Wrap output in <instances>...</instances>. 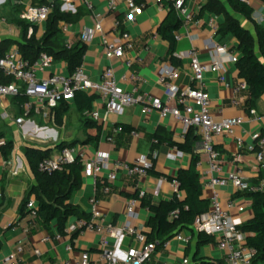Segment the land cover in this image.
I'll return each mask as SVG.
<instances>
[{
	"label": "crops",
	"instance_id": "0c3cea01",
	"mask_svg": "<svg viewBox=\"0 0 264 264\" xmlns=\"http://www.w3.org/2000/svg\"><path fill=\"white\" fill-rule=\"evenodd\" d=\"M45 0H0V46L2 43H10L8 51L19 48L18 44L31 37L25 34L23 27L17 24L25 22L23 15L26 7L39 4ZM53 2L55 0H48ZM73 2V0H67ZM127 0H120L115 10L109 9V0H90V6L84 0L76 5L84 11L82 20L77 25L68 27V31L62 36L67 43L74 44L79 40L81 33L86 30H94L95 25L100 22L103 33L95 34L93 41L88 45L84 58V69L86 75L93 81H101L105 69L109 63L105 57L103 40L113 41L118 38L115 32V23L122 22V29L127 31L135 44L132 52H127L125 58L114 62L116 75L120 78L126 74L138 75L143 79L142 93L165 99V89L160 79V70L164 66H173L167 58L169 44L163 41L157 31L168 16L169 10L165 6L160 10L155 5V0H150L149 7L137 15L136 22L129 20ZM227 7L228 11L237 19L241 26L252 33L256 38L255 24L264 30V0H248L249 5L254 9L252 21L236 14L228 6L227 0H220ZM175 0H165V3H174ZM208 0H189L188 6L194 12L199 25L190 24L182 27L177 33L182 40L177 42V57L181 59L180 79L177 85L181 91H186L192 85V71L190 60L186 57L191 50L198 52L202 64L208 65L212 62V50L215 42L220 41L216 37L209 21L217 17L202 8ZM62 6L65 0H61ZM218 26L223 22L222 17H217ZM64 23L60 24L62 30ZM36 27V38L39 40L47 30V23ZM157 36V39H153ZM27 37V38H26ZM222 43L229 47L235 54L239 55V42L228 37ZM141 58L132 68L126 67L127 60ZM53 72L68 74L64 63H55ZM42 77H45L44 75ZM227 81L235 85L239 79L237 64H226ZM207 91L211 97L212 114L217 120L226 118L241 117L244 123L236 128L235 136L220 138L216 148L221 154L224 167V176L238 172L249 182L250 185L260 178L259 164L255 154L248 151L253 142V137L264 130V96L256 109L258 117H252L246 109L245 104L248 93L244 95L242 104L239 107L233 105V91L218 82L217 76L207 74L205 77ZM88 94V93H87ZM90 95V94H89ZM70 110L64 117L62 123L56 121V110L52 112L49 119H42L38 116H31L22 125H16L15 119L20 117L21 110L15 99L0 98V139L7 143L12 142L13 153L6 158L3 154L5 147H0V263L9 255L15 252L20 242L24 243V252L20 259L22 264H65L70 258H78L82 253L88 252L91 259L96 263L99 259L100 237L95 234L69 233L68 229L76 225L79 219L71 218L65 228V234L58 233V224L53 222L50 230H46L37 220L31 222L27 204L36 200L34 190L37 189L36 179L31 171L30 165L25 157L27 148H34L41 151H51L53 155L57 152V146L63 142L81 141L89 138H97L96 142L78 144L86 159H92L96 153H107L110 156V163L116 161L129 164H136L142 159L154 161V173L149 174L141 180H131L126 173L119 172L118 180L113 185L110 195L103 197L98 195L97 203L98 222L104 225L122 227L133 222L134 225L144 227L150 218L148 210L141 206L135 209V213L127 216V201L137 191L145 192L155 203L170 201L175 195L183 197L171 179L178 176L181 170H188L191 166L192 155L188 152L172 147L168 142L159 143L155 136L160 133L162 137L170 138L177 145H185L186 136L190 130H186L181 123L172 117L163 118L160 113L153 112L149 115L143 113L140 106L126 109L122 114L112 115L107 120L94 121L89 114L94 111L104 113L103 104L96 99L91 112L81 114L75 101L68 102ZM10 115V120L2 118V114ZM91 125H86V120ZM126 125L135 130V135L119 133L114 142L107 139L113 135L115 128ZM193 136L189 144L193 146L195 154L200 158L202 164L198 168L203 182L204 197L210 199L212 190L207 186V180L202 172L207 169V156L203 153L202 137L198 130L192 131ZM242 139L244 147H240L238 140ZM154 147V152H153ZM203 169V170H202ZM104 175L103 178H105ZM221 202L226 205L232 201L235 205L230 214L232 220L241 227L253 215L252 199L248 193H239L231 185L219 188ZM96 188L90 178L84 177L80 190L75 192L71 204L78 207L85 214L90 215L92 211L91 200L95 198ZM25 215L22 216V206L25 204ZM29 224H32L29 228ZM28 229V233L26 230ZM190 232V231H189ZM188 231H183L186 234ZM56 236H60L56 239ZM50 237L51 241L45 243L44 239ZM131 247H138V244L130 237H125L122 242L121 251ZM69 248L71 250H69ZM39 250L41 256L35 251ZM207 258L217 263L225 262L224 255L217 245H207L198 248L197 235L189 245H184L173 240L168 249H162L154 253L150 264H183L185 260L194 264V258Z\"/></svg>",
	"mask_w": 264,
	"mask_h": 264
},
{
	"label": "built area",
	"instance_id": "2783aa9c",
	"mask_svg": "<svg viewBox=\"0 0 264 264\" xmlns=\"http://www.w3.org/2000/svg\"><path fill=\"white\" fill-rule=\"evenodd\" d=\"M80 0L69 2L65 0L62 11L75 14L77 3ZM90 6V0H84ZM120 0H109V9L115 10ZM165 0H155V5L160 10L165 8ZM248 3V0H240ZM189 0H175L174 7L182 17L184 26L190 24L199 25L194 12L188 6ZM127 7L130 13L129 20L136 22L137 15L141 14L150 5V0H145L137 4L136 0H127ZM51 7L33 6L26 7L23 20L31 25L29 28L30 36L33 34V26L46 23L51 14ZM217 37L219 30L217 17L209 21ZM71 25L64 24L62 31L66 33ZM115 32L118 38L109 41L103 40V49L109 66L105 69L101 81L91 80L85 73L84 64L78 68L73 75L53 72L55 61L53 57L42 53L34 63L26 60L20 53L19 48L12 49L4 56H0V98L16 99L24 98V102H19L21 115L15 119V124L22 126L26 119L31 116H38L42 119H49L62 101L71 102L78 91L94 95L104 106V113L94 111L89 116L96 122L101 119L107 120L112 115L122 114L126 109L140 106L144 114L149 115L153 112L160 113L161 117H172L188 131L198 130L203 143V153L207 156V169L202 172V176L208 179L207 186L212 190L210 197V210L198 217L192 228V232L178 234L172 240L166 242L162 249H168L173 240L179 241L184 245H189L195 235L204 233L212 236L216 240V245L224 255L226 264H253L256 256L255 250L247 247L246 235L240 227L232 220L230 211L234 207L232 201L226 205L221 202L219 188L231 185L239 193L251 191L264 192V137L261 133L253 137V144L248 147V151L255 154L259 164L260 175L263 178L257 187L249 184L240 173L234 172L224 176V167L221 154L216 148L218 139L234 137L236 128L244 123L241 117L226 118L217 120L212 114V103L209 92L205 84L207 74L217 76L218 82L233 91V105L239 107L243 102L244 95L248 93V85L244 81H238L235 85L230 84L226 77V64H237L239 55L235 54L229 47L222 42H215L212 50V62L204 65L199 60L198 52L191 50L186 57L190 60L192 71V85L186 90L181 91L177 81L180 79V71L174 66H164L160 70V79L165 89V99L154 97L147 93H142L143 79L138 75H124L118 77L114 68V62L125 58L127 52L135 49V44L131 35L122 29V23H115ZM103 29L98 22L94 30H86L81 33L79 41L88 47L93 41L95 34H102ZM157 39V36L153 38ZM182 37L177 34L176 41ZM71 46L72 44L67 43ZM177 56V55H176ZM178 58V57H177ZM179 59V58H178ZM181 60V59H179ZM141 58L130 59L126 62L128 69L132 68L136 62H141ZM45 77H42V76ZM252 117H258V113L252 109L249 111ZM2 118L10 120V115L2 114ZM264 120V117L262 118ZM121 128L117 127L113 135L108 137V141L113 143L117 134L121 133ZM135 135V132L132 133ZM239 146L244 147L242 139L238 140ZM7 142L0 139V147H6ZM81 158L84 166V177L93 180L96 195L91 200L92 211L91 219L78 220L76 225L68 229L69 233L95 234L100 237V255L96 263L91 259L88 252L82 253L78 258H70L65 264H150L152 256L156 253L160 243H148L145 228L131 223L122 227L104 225L98 222L97 203L98 195L106 197L113 191V185L118 180L119 172H124L131 180H141L149 175L153 168V162L149 159H142L136 164L116 161L110 163V156L107 153H96L92 159H86L79 146L65 148L50 158L44 159L39 164V171L42 174H52L61 171L64 166L75 163ZM202 162L198 163V168L202 167ZM203 170V169H202ZM105 176V178H103ZM174 186L179 189V183L173 181ZM141 197L145 192L140 193ZM140 206L138 200L130 199L127 201V216L135 213V209ZM31 222L37 219L38 203L35 200L27 204ZM179 211L172 214L171 219H177ZM32 224H29V228ZM28 233V229L26 230ZM59 239L60 236H56ZM132 238L138 247H131L126 251H121L123 239ZM51 241L50 237L44 239L45 243ZM69 250H71L69 248ZM24 252V243L20 242L15 252L1 261L0 264H22L20 259ZM37 256H41L39 250L35 251ZM183 264H189L185 260Z\"/></svg>",
	"mask_w": 264,
	"mask_h": 264
},
{
	"label": "trees",
	"instance_id": "16d2710c",
	"mask_svg": "<svg viewBox=\"0 0 264 264\" xmlns=\"http://www.w3.org/2000/svg\"><path fill=\"white\" fill-rule=\"evenodd\" d=\"M22 2L23 0H16ZM145 0H136L137 4H141ZM228 6L236 14L243 16L250 22L254 14V9L248 3L240 0H227ZM49 6L51 14L47 23V30L41 39L36 38V27L33 26V34L27 38L25 42L19 43L18 47L22 56L34 63L38 60L42 53H46L53 57L55 63H64L67 67L69 75H73L75 71L82 67L84 58L87 53V46L81 41H76L73 45L66 44L60 24L77 25L84 16V11L77 9L75 14L65 13L62 11L61 0L49 2L45 0L33 6ZM169 13L163 24L159 27L157 34L159 37L169 44L167 54L168 60L174 67H181L182 62L176 56L177 41L176 35L183 27V19L178 14L174 7V3H165ZM207 11L217 17H222L223 22L219 25L217 38L222 40L233 37L239 42L238 51L240 58L237 63L239 79L248 85V99L245 107L248 111L256 109L260 100L264 96V30L255 24L256 38L250 31L241 26L240 22L235 19L228 11L227 7L220 0H208L202 8V12ZM121 22V21H120ZM122 23V22H121ZM17 24L23 27L25 34H28L29 25L26 22ZM10 43H2L0 46V56L8 53ZM97 97L89 95L86 92L78 91L75 94V105L81 114L91 112L93 103ZM15 101L24 102V98H16ZM70 110V105L67 101H62L56 110V121L62 123L64 117ZM86 125H91V121L86 120ZM121 133L131 135L135 130L126 125H120ZM191 129L186 136L185 145H177L170 138L162 137L160 133L155 136L159 143L168 142L172 147L176 146L181 151L188 152L192 155L191 166L188 170H181L178 176L171 181L179 183V191L183 197L175 195L170 201H162L155 203L145 193L141 197L137 191L132 197L138 200L143 209L148 210L150 218L146 223L145 234L148 243L159 242L156 253L162 250L163 245L172 240L183 231L192 232L195 220L206 214L210 210V200L204 197L203 182L198 170L200 158L195 154L193 146L189 144L190 138L193 136ZM261 137H264V130L261 132ZM96 142L97 138H89L85 142L73 141L63 142L57 146V152L63 151L65 148L74 147L78 144H88ZM14 150L12 142H8L3 150V154L8 158ZM153 147V152H154ZM53 156L51 151H41L34 148L25 150V157L30 165L31 171L36 179L37 189L34 190L38 203L37 222L46 230H50L51 224L57 222L58 233L65 234V228L71 218L89 221L91 215L85 214L78 207L71 204V200L75 192L81 189L84 179V166L81 158H78L75 163L64 166L61 171H56L52 174H42L39 171V164L44 159ZM153 168L149 174L154 173ZM260 178L253 183V187H257L260 183ZM248 196L252 199V217L244 223L240 229L246 235L245 245L256 252L253 259V264H264V192L251 191ZM22 206L21 215H25V206ZM179 211L177 219H171L173 213ZM198 248L207 245H216V240L212 236L204 233L197 235ZM194 264H226L223 261L217 263L207 258H194Z\"/></svg>",
	"mask_w": 264,
	"mask_h": 264
}]
</instances>
